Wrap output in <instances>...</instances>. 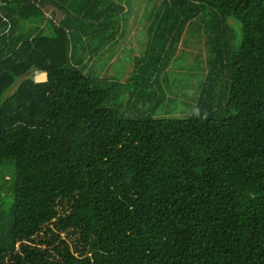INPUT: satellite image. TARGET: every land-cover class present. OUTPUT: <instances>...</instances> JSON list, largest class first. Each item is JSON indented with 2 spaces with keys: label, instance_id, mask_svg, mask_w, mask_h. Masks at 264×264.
Returning <instances> with one entry per match:
<instances>
[{
  "label": "trees",
  "instance_id": "1",
  "mask_svg": "<svg viewBox=\"0 0 264 264\" xmlns=\"http://www.w3.org/2000/svg\"><path fill=\"white\" fill-rule=\"evenodd\" d=\"M116 1L0 0V264H264V0H161L125 82Z\"/></svg>",
  "mask_w": 264,
  "mask_h": 264
},
{
  "label": "rangeland",
  "instance_id": "2",
  "mask_svg": "<svg viewBox=\"0 0 264 264\" xmlns=\"http://www.w3.org/2000/svg\"><path fill=\"white\" fill-rule=\"evenodd\" d=\"M128 1L130 2L129 5H127V0L121 2L123 9L125 8V12H130L128 15L126 14L128 20V26H126L128 29L126 28L127 32L125 31V42L117 43L113 51L107 54V57L95 59L96 61L90 63V65L94 63V66H96L91 69L92 72H90V75L92 77L108 75L114 77L116 80L125 82V80L130 77L131 71L133 70V58L142 54L141 49L148 41L147 33H143L145 30L144 27H147V19H149L150 12L153 10L154 6L161 5V0ZM116 2L120 3L118 0ZM180 46L178 54H180V52L189 53V60L174 62L173 65L168 68V72L162 76L159 82L161 88H159L158 85H156L155 88L152 87L157 96L165 97L162 105L158 107V110L155 112L156 116L184 118L193 115L195 112L196 102H193V97L186 93L189 92L186 88L188 87V81L192 76V72H195V70H191L190 68L194 59V56L190 55V53L193 52L192 54L194 55L201 53L204 56L207 52L205 47L202 48L203 51H199V44L194 49L183 44ZM113 56L115 57L114 59H112ZM203 60L204 58H202V61ZM184 65H188L189 67H184ZM206 66V62H204L203 66L200 67L204 69L203 73H205V75L208 71ZM197 71L201 70L199 69ZM39 75V73L36 74L35 81L40 82L47 80L46 75ZM42 76H44V78L40 79L39 77ZM199 81V79L195 80L196 83ZM126 112L128 114H133L135 108H129Z\"/></svg>",
  "mask_w": 264,
  "mask_h": 264
},
{
  "label": "crops",
  "instance_id": "3",
  "mask_svg": "<svg viewBox=\"0 0 264 264\" xmlns=\"http://www.w3.org/2000/svg\"><path fill=\"white\" fill-rule=\"evenodd\" d=\"M47 15H48V13H47ZM38 74V73H37ZM40 75H46V74H44V73H39Z\"/></svg>",
  "mask_w": 264,
  "mask_h": 264
}]
</instances>
